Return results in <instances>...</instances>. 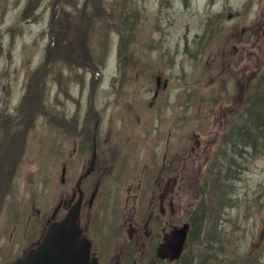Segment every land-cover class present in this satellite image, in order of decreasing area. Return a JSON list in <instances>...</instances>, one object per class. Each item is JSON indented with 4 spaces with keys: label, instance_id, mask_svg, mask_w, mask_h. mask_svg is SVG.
Listing matches in <instances>:
<instances>
[{
    "label": "rangeland",
    "instance_id": "1",
    "mask_svg": "<svg viewBox=\"0 0 264 264\" xmlns=\"http://www.w3.org/2000/svg\"><path fill=\"white\" fill-rule=\"evenodd\" d=\"M131 12L138 14V25L128 41L108 29L102 36L91 31L88 17L114 13L126 20ZM119 37L131 51L121 71ZM263 65L264 0H0V263L11 257L14 245L23 250L41 235L59 202H70L72 184L61 186L58 152L65 159L80 158L75 165L86 167L90 154L73 150L82 146L83 134L91 135L99 113L97 137L102 141L109 134V145L119 148L117 155L125 151L130 162H141L147 151L161 156L167 138L181 156L176 157H184L188 194L202 198L197 209L205 207L208 214L198 243L192 233L181 261L171 264H185L189 255L201 259L209 245L206 228L216 225L217 214L224 215L223 231L218 226L217 233L224 245L235 239L238 254L260 253L258 262L264 264V147L256 157L252 150L250 158L240 159L233 155L234 144L223 138L240 122L239 101ZM158 78L159 91L166 79L168 84L153 99ZM151 102L153 108L147 106ZM143 107L141 113L136 110ZM86 110L92 124L76 141L74 130L79 134L85 125L81 121L71 128V115ZM162 116L168 122L160 125L155 119ZM57 123L67 125L69 131L61 130L69 137L56 130ZM197 138L203 142L202 156L194 160ZM226 158L244 168L234 183L232 204L214 193V178L206 185L202 179L205 165L219 170ZM64 207L62 214L69 208ZM216 252L207 258L209 264H220ZM141 257L151 260L141 252L132 258Z\"/></svg>",
    "mask_w": 264,
    "mask_h": 264
},
{
    "label": "flooded vegetation",
    "instance_id": "2",
    "mask_svg": "<svg viewBox=\"0 0 264 264\" xmlns=\"http://www.w3.org/2000/svg\"><path fill=\"white\" fill-rule=\"evenodd\" d=\"M159 84L158 78L153 99L166 89L168 80L163 82L161 91H159ZM153 105L154 103L151 102L147 106L153 108ZM162 106L161 104L160 107ZM143 109L144 107L136 108L140 113ZM101 116L99 113L95 114L97 119L94 127L89 129L94 134L92 132L91 135L83 134L86 136L82 139V146L80 148L77 145L74 146L73 152L90 154L86 167L79 169L75 163L80 158L65 159L62 150L59 149L60 183L65 189H67L65 186L67 183L72 184L71 200L68 203L59 202L51 219L47 221V226L54 220L61 219L78 200L80 202L79 223L83 232L91 240V255L97 257L98 264L174 263L175 261L170 259L159 258L158 249L170 239L172 231L187 223L192 215L191 206H189L191 197L188 194L191 183L190 174L188 167L183 165L184 157L179 159L181 158L179 152H174L173 145L167 138L161 156L147 151L141 162L132 163L126 157L125 151L122 150L117 155L119 148L112 149L113 146L109 145L111 142L109 134L104 136L102 141L97 137L96 131ZM71 118L80 125L81 121L85 125H81L82 131L79 134L72 130L73 137L78 141L79 137H82L84 128L92 124L90 122L92 117L86 110L84 113L71 115ZM152 119H154L153 115ZM155 120H158L160 125L168 122L164 116ZM181 120L184 121L187 118L182 115ZM62 127V123H57V129L61 133H63ZM63 134L69 137L66 133ZM202 144L201 139L197 138L195 146L191 148L194 160L201 158ZM93 156L95 159L91 164ZM117 163L121 167H117ZM63 204L64 209L69 207L64 214L61 213ZM96 217L98 219H95ZM47 226L44 230L42 229L41 235L35 241L28 243L23 250L22 246H18L16 250L14 245L11 249L12 253L8 254L11 257L0 264H12L24 257L31 248L39 244ZM123 232L127 239L123 238ZM140 252L151 255V260L145 263L142 257L139 259L140 262L132 258ZM124 255L128 257L124 259Z\"/></svg>",
    "mask_w": 264,
    "mask_h": 264
},
{
    "label": "bare ground",
    "instance_id": "3",
    "mask_svg": "<svg viewBox=\"0 0 264 264\" xmlns=\"http://www.w3.org/2000/svg\"><path fill=\"white\" fill-rule=\"evenodd\" d=\"M134 13V15L132 14ZM98 17L95 16H91L88 17V20L92 21L91 24H94V27L91 29V31L93 32V34L98 33L101 36L104 34L103 29H108L110 31H115L117 34L122 35L124 34V36L126 37V40L128 41V38L130 37L131 33L135 30V28H137V21L134 19H138V14H136L135 12H131V16L129 19L126 20H119L118 17L114 14V13H97ZM94 21H98L101 22L102 25L99 26L98 23L94 22ZM87 25L86 27L83 28V36L87 37L89 35V26L91 25ZM208 24L210 25V23L208 22ZM212 28V27H211ZM107 38L106 35H104ZM125 39L122 37H119V71L123 70V67H127L128 63L130 61V57L129 54L131 53V51L129 50V44L127 42L124 41ZM106 41L108 44L111 42L110 39L104 40ZM121 52H123L124 54H126L127 56H123L121 55ZM98 61H102V57L100 56ZM98 71H101L98 67ZM128 74V72H126ZM102 77H98L96 78L95 81L97 83H99V81H101ZM94 82V83H95ZM78 122L75 121V123L73 122L71 125L69 123V126L72 127H77L78 126ZM242 124H244L243 126L245 127V129H247L248 131H253L254 129H258L260 127L259 132H261L260 134L256 135V137L258 136L259 138L257 139V141L260 138H264V127H262V125L264 126V102L259 104L258 106H256V108L254 110H250V109H246L242 112ZM62 129L65 130H69V128L67 127V125L63 124ZM262 129V130H261ZM64 133V132H63ZM255 130L250 133L247 134V136L245 137V142H240V144H237L238 146L233 147V151L235 152L236 150V154L233 153V155L237 156L238 151L241 152L239 158L243 159V156H246L247 153H250V151L253 150V147L251 146V144L255 141ZM89 140V138H88ZM246 145H245V144ZM260 147L258 146L257 149L254 151H252L253 154H257L261 152V149H259ZM259 150V151H257ZM257 151V152H256ZM256 152V153H255ZM225 154V153H224ZM230 154V153H228ZM234 157V156H233ZM233 158H227L226 162L221 161L220 162V169H219V175H218V179L215 182L214 181V185L213 183H211V187L215 190H217V194L220 197V200H222L225 203H234L236 200H234V198L232 197L233 192L235 191L234 188V183L236 182V180H238V176L239 174L243 171L244 168H242V164H238L237 167L235 166V164L233 165ZM210 181H205L204 184H208L210 183ZM207 209L204 207L202 208V210L198 211L199 217L204 215L206 213ZM218 216L214 215V219H213V223L216 225L211 224L209 226V228H206V232L207 235L209 237V245L208 247L205 249V252L203 254V256H201L198 260L197 257H195V255H189V262L190 264L196 263V264H209L208 262H210L209 259L211 255L214 254L215 249H217V255H221L222 260L218 259L220 264H238V262H240L239 260L241 259L242 255L238 254V248H239V244H237V241L235 239H230L229 242H227V246L224 248V242H222V236H217V233L220 234L219 230H218V226L221 228L222 230V224L224 223V218L222 214H217ZM214 220L216 222H214ZM202 221V220H201ZM221 221V223H220ZM204 223H199V227H201V230L204 231L203 227ZM223 231V230H222ZM210 247V248H209ZM224 249V250H223ZM228 256V257H227ZM223 259L224 260L223 262ZM255 262H257L260 259V253H256V258H255ZM255 262L253 264H255Z\"/></svg>",
    "mask_w": 264,
    "mask_h": 264
},
{
    "label": "water",
    "instance_id": "4",
    "mask_svg": "<svg viewBox=\"0 0 264 264\" xmlns=\"http://www.w3.org/2000/svg\"><path fill=\"white\" fill-rule=\"evenodd\" d=\"M78 215L79 207L75 205L62 220L51 224L37 247L14 264H97L96 259L90 257V242L78 225ZM186 231H174L170 242L159 248V256L177 259Z\"/></svg>",
    "mask_w": 264,
    "mask_h": 264
},
{
    "label": "trees",
    "instance_id": "5",
    "mask_svg": "<svg viewBox=\"0 0 264 264\" xmlns=\"http://www.w3.org/2000/svg\"><path fill=\"white\" fill-rule=\"evenodd\" d=\"M69 28L71 31L76 30L75 28H72V27H69ZM52 40H55L54 36L52 37ZM55 48H56V44H54L51 47V51H53ZM69 56L74 61L77 60L75 57H72L71 54ZM99 58H100V56H99ZM99 58L97 60H99ZM263 102H264V67L261 69V71L257 72L256 77H252L250 79V81L248 82L245 96L239 105L240 107L243 108V110L241 111V114L238 113L236 116V119L239 120L240 122L238 121L239 122L238 125L236 124L234 127L232 125L231 128L233 130L231 132L225 134L224 141L230 140V142H232V144H234V147H236V146H238L237 144H240V142H245V139H246L245 137L247 136V134H250L255 130V133H254L255 141L251 144V146L253 147V150L255 151L258 146L260 147L259 149L264 147V138H260L257 141V139L259 137L258 136L256 137V135L261 133V132L257 131L260 129V127L258 129H254L253 131H248L243 126L244 124H242V112L246 109L254 110L256 108V106H258L259 104H261ZM238 109H239V107H238ZM262 127H264V126L262 125ZM262 129H264V128H262ZM257 151H259V150H257ZM238 154L240 156L241 152L238 151ZM257 155H258V153L254 154L255 157ZM243 158H250V153H247L246 156H243ZM223 160L224 159H221V161H223ZM212 169H213V166H210L208 168L206 180L208 181V180L214 178V181L216 182L217 177L219 175V170H216V169L212 170ZM211 174H212V177H211ZM213 185H214V183H213ZM213 191L215 193V191H217V190H215L213 187ZM221 206H222V204H221ZM196 214H197V212H196ZM199 214H197V217L195 220H194V218L192 219V224H193L192 227H193V235L195 236V244L198 243V234L200 232L199 231V229H200L199 223L201 224L204 222V220L206 219V216L208 214V211H206V213L200 217H199ZM204 227H206V226H204ZM225 247H226V245H224V248ZM255 258H256V253H251L250 256H242L241 259L239 260L240 262H238V264H253L256 260ZM188 260L184 258L183 262H185V264H187V263L189 264L190 262ZM255 264H261V263L257 261V262H255Z\"/></svg>",
    "mask_w": 264,
    "mask_h": 264
}]
</instances>
